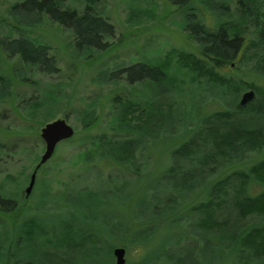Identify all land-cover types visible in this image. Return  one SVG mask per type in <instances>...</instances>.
<instances>
[{
	"label": "rangeland",
	"instance_id": "obj_1",
	"mask_svg": "<svg viewBox=\"0 0 264 264\" xmlns=\"http://www.w3.org/2000/svg\"><path fill=\"white\" fill-rule=\"evenodd\" d=\"M18 1L0 0V38L24 37L46 45L58 71L45 73L37 65L23 63L0 48V76L5 82L0 85V195L11 198L6 207L0 205V264H113L114 247L124 249L123 264H161L153 254L175 252V242L182 236L180 245H185L181 251L185 260L192 259L195 264L210 262L209 246L194 253L189 246L197 239L184 238L196 233L194 227H177L181 236L174 226L166 224L170 214L163 218L155 213L165 204L160 198L168 192L169 196H176L164 181L170 176L166 173L167 152L183 140V129L179 130L180 123L174 119L187 109L188 98L172 91L165 93V81H161L162 89L157 92L153 83L128 85L123 79L106 76L117 67L136 61L163 65L166 73L175 72L176 78L184 72L178 57L197 55V45L184 29L180 8L167 0H97L99 14L114 27V35L104 38L111 46L108 50L81 52L73 47L71 31L44 13H13L11 6ZM212 1L221 0H205L198 6V15L208 27L242 17L243 0L223 1L227 9L213 7ZM83 3L63 0L60 5L80 10ZM243 27L245 37L253 39L255 25L251 19ZM250 58L239 63L238 68V63L233 62L219 72L234 80L253 82L264 90V79L250 70ZM145 96H156V104L163 111L173 101L172 133L147 141L145 150L139 151L140 146L134 150L133 165L129 160L121 162L104 154L102 142L136 135L126 129L119 100L142 104ZM35 99L41 101L40 106L31 108L30 102ZM203 103V111L218 107L217 102L206 97ZM140 111L144 109L126 114L132 127ZM148 111L156 110L153 107ZM58 118L72 128V135L55 145L51 156L37 168L32 187L25 194L29 174L44 151L39 130ZM81 188L97 195L89 200L84 193L78 194ZM247 191L254 194L258 187L249 186ZM252 219L264 224V213H255L246 220ZM123 223H127L125 235L118 238L117 230H123ZM38 224L42 232L36 233ZM65 224L83 227L92 233V238L79 247L73 244L67 248V244L55 253L52 243L62 232L59 227L65 228ZM153 225L154 230L150 229ZM143 227L149 235L142 241L144 244L129 242L132 231ZM41 239L48 241L47 246H42L45 243ZM229 264L240 263L235 260ZM247 264L264 262L252 260Z\"/></svg>",
	"mask_w": 264,
	"mask_h": 264
},
{
	"label": "trees",
	"instance_id": "obj_2",
	"mask_svg": "<svg viewBox=\"0 0 264 264\" xmlns=\"http://www.w3.org/2000/svg\"><path fill=\"white\" fill-rule=\"evenodd\" d=\"M83 1L82 8L75 10L60 5L63 0H20L12 4L11 10L21 15L44 13L50 20L71 31L73 47L77 51L108 50L111 45L104 38L114 35L113 25L99 14L95 7L97 0ZM167 1L180 8L184 29L197 45V55H179V66L184 70L182 75L179 73L176 78L175 72L166 73L163 65L140 61L121 65L106 74L110 78L123 79L128 85L153 83L158 87L157 92L162 89L161 81H165V93L172 91L175 95H185L189 100L187 109L174 119L180 123L179 130L183 129V140L167 152L166 173L170 176L164 181L176 196H169L168 192L160 198L165 200V204L155 213L163 218L170 214L166 224L176 229L182 225L194 227L196 233L186 234L184 238L197 239L189 246L194 253L209 246L211 260L206 264H229L235 260L240 264L252 260L263 263L264 224L246 219L255 213H264V90H259L253 82L226 77L219 70L233 62L238 63V68L239 63L251 56L250 70L264 79V0H243L245 8L240 9L241 18L216 22L211 28L198 15V6L205 0ZM223 1H212L211 4L217 9H227ZM247 19L255 25L253 39H247L244 34L243 24ZM0 48L8 56L16 55L21 62L37 65L45 73L58 71L48 47L31 39L0 38ZM166 62L169 63L168 60ZM3 82L0 76V85ZM251 88L253 98L240 105L237 100L239 93ZM205 97L217 102L218 107L203 111ZM40 102L32 100L31 108H37ZM139 102L125 98L118 102L126 129L136 135L121 141L102 142L104 154L121 162L129 160L131 165L134 150L139 146L138 150L144 149L147 141H157L160 134L172 133L171 127H174L170 124L173 101L164 111L156 104V96H145L143 103ZM153 107L155 112L148 111ZM137 108L147 112H138L137 123L132 127L126 120V114ZM165 117L167 122H164ZM86 157L91 160L90 155L86 154ZM252 185H256L258 191L249 194L247 189ZM78 191V194L84 193L87 199L97 195V192L84 188ZM10 200L8 196L0 195L1 206L6 207ZM30 225L34 228L32 223ZM122 225L123 230H117L118 238L125 235L127 223ZM38 226L34 231L36 233L42 232ZM59 228L62 232L55 244L52 243L55 253L67 244V248L73 247V244L78 246L92 238V233L81 226L68 227L65 224L66 229L62 225ZM154 228V225L150 227ZM132 232L129 242L137 240L138 244H144L142 241L149 236L144 227ZM178 232L182 236L181 231ZM182 238L175 242L178 246L175 252L162 254L156 251L153 254L155 261L161 264H195L192 259H184L181 251L185 245H180ZM40 242L45 243L42 246L48 244L46 239Z\"/></svg>",
	"mask_w": 264,
	"mask_h": 264
},
{
	"label": "water",
	"instance_id": "obj_3",
	"mask_svg": "<svg viewBox=\"0 0 264 264\" xmlns=\"http://www.w3.org/2000/svg\"><path fill=\"white\" fill-rule=\"evenodd\" d=\"M254 96V92L251 89H247L241 92L238 99L240 105H244L250 101ZM39 136L44 142V151L39 157V160L35 164L33 170L29 174L27 186L24 189L25 194H28L32 184L34 182L35 173L37 168L44 163L52 154L55 145L72 135V128L65 123L63 119H54L49 122H46L39 130ZM124 249L122 247H114L112 249V256L114 257L113 264H123L124 258Z\"/></svg>",
	"mask_w": 264,
	"mask_h": 264
}]
</instances>
